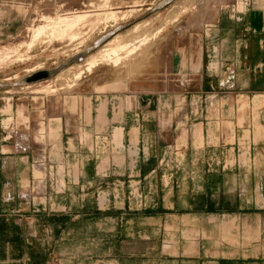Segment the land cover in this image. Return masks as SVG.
I'll use <instances>...</instances> for the list:
<instances>
[{
  "label": "crops",
  "instance_id": "obj_1",
  "mask_svg": "<svg viewBox=\"0 0 264 264\" xmlns=\"http://www.w3.org/2000/svg\"><path fill=\"white\" fill-rule=\"evenodd\" d=\"M204 12L197 70L208 71L214 57L220 78L231 63L237 89L213 95L205 84L182 111L106 115L103 102L99 120L121 142L110 145L119 158L78 163L76 175L66 163L59 189L30 191L13 213L0 207V264H264V0H223L216 19ZM89 184L106 188V200H90ZM88 214L107 220L102 250L98 238L79 235Z\"/></svg>",
  "mask_w": 264,
  "mask_h": 264
},
{
  "label": "rangeland",
  "instance_id": "obj_2",
  "mask_svg": "<svg viewBox=\"0 0 264 264\" xmlns=\"http://www.w3.org/2000/svg\"><path fill=\"white\" fill-rule=\"evenodd\" d=\"M84 1L89 0H0V51L6 46L4 50L8 51L10 47L12 52L5 61L0 60L2 213H13L18 200L24 204L30 191L38 194L45 190L59 189L61 184L59 178L67 169L64 166L66 163L69 164V171L68 169L66 171L76 175L78 163L100 159L106 165L111 158H119L118 153L113 155L110 151V145L121 142L118 143L114 138L110 139L106 124H102L103 121L101 120V123L99 120L101 118L99 107L103 102L107 103L106 115L112 111L121 113L140 108L167 111L175 107V111H182L186 109L185 97L195 92L201 94L206 85L210 87V92L207 94L213 95L226 94L237 89V81L233 82L232 78L234 73L227 70L231 63L222 64L224 66L220 77L222 81H219L221 74L218 70L219 62L214 57L208 63V71L197 70L202 63L200 43L203 39V25L200 21L205 17L204 11H207L208 19H216L217 14H212V10H216L217 13L223 0H138L143 4L139 7H129V4L134 5L135 0H110L117 4L115 6H121V9H140L128 19L119 20L114 22L115 24L109 23L106 28L104 23H98L97 28L94 26V29L88 33H85V30L90 27L89 24L79 25L77 33L75 32L79 34L77 35L79 38L73 40L74 46L68 38L67 41L60 43L59 40L54 41L46 37L49 42L38 41L31 46V49L28 47L26 42L29 38L28 28L37 23L38 19L41 21L42 13L62 11L65 13L68 8L75 6L87 8L83 5ZM87 25L89 27L86 29ZM154 34L157 38L156 35L152 37ZM83 37L85 39H82ZM116 37H120V41L123 42L141 40V38L144 40L149 38V40L122 64L113 66L100 63L91 72L85 71L80 79H75L73 82L75 85L72 83V86L66 87V83L63 84L66 78L73 79L77 67H85L88 57L99 54L106 44ZM77 39L84 41L79 48L81 51L73 54L77 51L75 49ZM66 42L67 44H64ZM18 44L22 49L16 47ZM27 47L28 53H26ZM4 50L0 52V56L4 55ZM14 53L19 56L15 54L14 57ZM80 53H84L82 57L74 59ZM11 56L14 58L10 59ZM18 59L19 61H16ZM36 67L37 70L59 67V70L46 78L20 83L22 78L37 71L29 70ZM211 77L218 78L217 82L213 81V86L204 79ZM46 80L53 81L51 84L58 88L55 95L53 94L54 97L41 90ZM62 86L64 88H59ZM55 97L58 102H54ZM65 113L67 119L59 118ZM93 113H98L99 121L98 125L96 122L95 130H92L91 126ZM44 164L49 165L46 172L51 176H48L50 179L47 184L40 179V176L45 175ZM34 167L36 178L31 182L33 179L31 170L34 171ZM51 180L53 183L50 182ZM101 185L107 187L105 183ZM102 186L98 193L94 192L95 188L89 184V187L85 188L86 196L90 200H93L94 195L100 196L102 201H105L107 190ZM72 190L68 197L73 199ZM90 214L78 219L77 222L84 226L83 235L80 233L79 235L85 240L98 238L102 250L104 247L101 245L106 242L108 235L101 228L106 229L108 223L105 218H100L102 215ZM74 220L77 218H73ZM51 221L53 220L38 216L35 220L36 223ZM95 222L99 224L95 226L100 227L98 232L91 230ZM42 233L44 236L51 235V239L57 234L50 231ZM46 239L50 238L46 237Z\"/></svg>",
  "mask_w": 264,
  "mask_h": 264
},
{
  "label": "bare ground",
  "instance_id": "obj_3",
  "mask_svg": "<svg viewBox=\"0 0 264 264\" xmlns=\"http://www.w3.org/2000/svg\"><path fill=\"white\" fill-rule=\"evenodd\" d=\"M140 1L135 0L133 2L134 5L129 4V7H139V6L143 5L142 3L140 4ZM83 5L87 6V8L86 7L81 8L82 6L81 7L75 6V7H72L70 9L68 8V10L65 13H62L63 11L58 12V13H51V12L42 13L41 18H40L41 21H39V19H38L37 23L33 24L32 26H29V28H28L27 32H29V33L27 34V36H29V38L28 39L26 38L27 39L26 42H27L28 47H30V49H31V46H33L38 41H41V42L42 41H44V42L48 41L49 42V40L45 39L46 37L48 39L54 40V41L59 40L60 43H62V41L63 42L67 41L66 38H68L70 40V42L72 43L73 40L75 41L76 38H79L78 37L79 34H76L77 33L76 31L78 30L77 28H79V25L82 26V25L89 24L90 27L88 25L85 26L86 29H87V27H89L87 30H85V33H88L90 30H93L94 26H96V24H98V23H104V28H106V26L109 23H111V22L114 23V22H118L119 20L128 19L130 16H132L134 14V12L136 10L140 9V8L121 9V6H118V7L115 6L117 4L112 3L110 0H102V1H100V0H89V1H84ZM56 11H57V9H56ZM56 11H54V12H56ZM58 11H59V8H58ZM212 11H213L212 14L215 15L216 10H212ZM184 12H185V10H184ZM97 26H96V28H97ZM155 35L156 34H154L152 37H154ZM81 37L82 36L80 35V38ZM120 37H116L113 40H111L110 43L106 44V46L101 50V52L99 54L88 57L86 59L85 67H81V66L77 67V70L75 71V73H73L74 74L72 77L73 79H70V77H68L65 79L66 82H64L63 84L66 83L65 84L66 87L72 86L74 84L73 83L74 80L77 78L80 79V76H82L83 72H85V71L91 72L93 70V68L97 67V65H99L100 63L103 64V62H104L107 64H112L113 66L122 64V62H124V60H126L131 55H134V53H136V51L139 48H141V46L144 45L146 43V41L149 40V38H147V40H144L141 38V40H134V41H129V42L124 41L123 42V41H120ZM156 38H157V35H156ZM26 39H24V41ZM82 39H85V38L83 37ZM82 39H79V41L77 39L78 42L76 41V45H75V49H77V51L76 52L74 51L73 54H76V53L81 51V50H79V48L83 44L84 40L82 41ZM145 39H146V37H145ZM22 41L23 40H21V42ZM54 41H50V42H54ZM21 42H20V45H21ZM22 43H25V42H22ZM64 44H67V42ZM68 44H70V43L68 42ZM22 45H24V44H22ZM13 46H14V44H13ZM18 46H19V44L16 47L21 48V46H19V47ZM61 46H62V44H61ZM73 46H74V44H73ZM4 47L6 48V46H4ZM28 47H27V52L23 51V50H21V51H23L24 53L25 52L28 53V49H29ZM9 49H8V51H6L7 49L4 50V55L0 56L1 61L2 60L5 61V59H7V57L10 55L11 48L9 47ZM23 49H24V47H23ZM14 50H18V49H14ZM2 51H0V52H2ZM21 51H19V52L21 53ZM124 53H125V55H124ZM11 54H12V52H11ZM15 54L16 53H14V55H13L14 57H15ZM16 56H19V55L16 54ZM14 57L11 56L10 59H12ZM15 59H13V60H15ZM21 59L22 58H20V61H21ZM9 61L14 62L12 60H9ZM16 61H19V59ZM0 66H1V64H0ZM39 68H41V67H39ZM37 69H38V67L29 69V70L35 71ZM59 78H61V76H59ZM64 78H62V79H64ZM47 82L46 83L43 82V84L45 83V85L41 86V88H42L41 90L42 91L44 90L45 92H47V94L54 96L55 95L54 93L58 90V88L54 84L53 85L51 84L53 81L51 82V80H49ZM59 88H64V86L59 87Z\"/></svg>",
  "mask_w": 264,
  "mask_h": 264
},
{
  "label": "water",
  "instance_id": "obj_4",
  "mask_svg": "<svg viewBox=\"0 0 264 264\" xmlns=\"http://www.w3.org/2000/svg\"><path fill=\"white\" fill-rule=\"evenodd\" d=\"M83 54L84 53H80V54L76 55L74 57V59H80ZM58 70H59V67H57V68H44V69L37 70V71L33 72L32 74H29V75L25 76L24 78H22L20 80V83H28V82H32V81H36L39 79L46 78V77L54 74Z\"/></svg>",
  "mask_w": 264,
  "mask_h": 264
}]
</instances>
